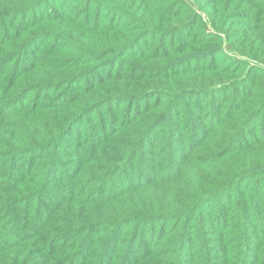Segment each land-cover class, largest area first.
Segmentation results:
<instances>
[{"label": "trees", "instance_id": "1", "mask_svg": "<svg viewBox=\"0 0 264 264\" xmlns=\"http://www.w3.org/2000/svg\"><path fill=\"white\" fill-rule=\"evenodd\" d=\"M0 264H264V0H0Z\"/></svg>", "mask_w": 264, "mask_h": 264}, {"label": "rangeland", "instance_id": "2", "mask_svg": "<svg viewBox=\"0 0 264 264\" xmlns=\"http://www.w3.org/2000/svg\"><path fill=\"white\" fill-rule=\"evenodd\" d=\"M207 105V104H206Z\"/></svg>", "mask_w": 264, "mask_h": 264}]
</instances>
